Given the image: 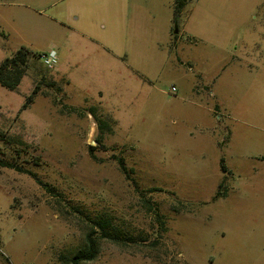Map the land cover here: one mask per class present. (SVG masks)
I'll return each instance as SVG.
<instances>
[{
  "label": "rangeland",
  "instance_id": "obj_1",
  "mask_svg": "<svg viewBox=\"0 0 264 264\" xmlns=\"http://www.w3.org/2000/svg\"><path fill=\"white\" fill-rule=\"evenodd\" d=\"M116 1L0 0V264H264V0Z\"/></svg>",
  "mask_w": 264,
  "mask_h": 264
},
{
  "label": "trees",
  "instance_id": "obj_2",
  "mask_svg": "<svg viewBox=\"0 0 264 264\" xmlns=\"http://www.w3.org/2000/svg\"><path fill=\"white\" fill-rule=\"evenodd\" d=\"M184 4V0H176L175 4V18H174V26L176 23V16L178 15V12L180 11L181 7ZM30 50L24 46L18 48L13 54L7 55L5 58H3L0 62V84L8 87L11 90H16L19 86L23 76L26 73V62L30 54ZM37 91L36 87L33 89V91L26 96V99L21 107V111L26 109L29 104L32 102L34 93ZM90 113L93 114L96 118V120L99 123V127L101 129H112L111 120L112 118L107 117L104 118L100 116L97 113V106L91 105L90 106ZM93 145H91L90 153L92 156L95 157V154L93 152ZM119 162L121 165L122 170L130 175V170L128 169V166L125 164L122 158H119ZM0 164L10 167H16L19 170H23L20 166H18L14 161L3 158L0 156ZM32 175H34L40 183H42L41 178L38 177V175L33 172L29 171ZM221 186V183H220ZM161 214H159L158 217L160 222L163 224L164 227V220L161 218ZM95 223L98 225L100 230V237H107L114 241H117L118 238H124L126 234L122 233L120 229L111 222L110 219L107 217H97L95 220ZM95 227V226H94ZM96 230H92L87 233L85 243L78 247L75 251H73L70 254H63L62 255V262L63 264H82L84 261L92 260L94 259L98 252H99V243L98 238L95 235ZM95 232V233H94Z\"/></svg>",
  "mask_w": 264,
  "mask_h": 264
},
{
  "label": "built area",
  "instance_id": "obj_3",
  "mask_svg": "<svg viewBox=\"0 0 264 264\" xmlns=\"http://www.w3.org/2000/svg\"><path fill=\"white\" fill-rule=\"evenodd\" d=\"M41 58L43 59V62L46 67L54 68L58 60V55H57L56 50L51 49L48 52H43L41 54ZM175 89H176L175 86H171V90H175Z\"/></svg>",
  "mask_w": 264,
  "mask_h": 264
},
{
  "label": "crops",
  "instance_id": "obj_4",
  "mask_svg": "<svg viewBox=\"0 0 264 264\" xmlns=\"http://www.w3.org/2000/svg\"><path fill=\"white\" fill-rule=\"evenodd\" d=\"M110 1H111V6L114 5V4H113L114 2L117 3L116 0H110ZM186 1H188V0H184L185 4H186ZM113 7H115V5H114ZM140 16H141L142 18H146L144 14H143V15H140ZM136 23L142 25L143 21L138 17L137 20H136ZM117 25H119V22H116V26H117ZM178 30H179V29H178ZM176 32H178V31H176ZM176 32H174L173 34H175ZM173 38H174L175 41L178 39L177 36H173Z\"/></svg>",
  "mask_w": 264,
  "mask_h": 264
},
{
  "label": "water",
  "instance_id": "obj_5",
  "mask_svg": "<svg viewBox=\"0 0 264 264\" xmlns=\"http://www.w3.org/2000/svg\"><path fill=\"white\" fill-rule=\"evenodd\" d=\"M176 31H177V29L174 30V32H176Z\"/></svg>",
  "mask_w": 264,
  "mask_h": 264
}]
</instances>
